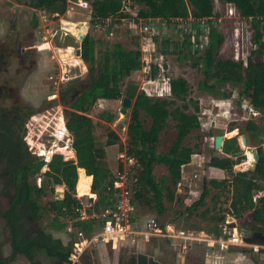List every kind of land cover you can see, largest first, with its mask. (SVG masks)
I'll list each match as a JSON object with an SVG mask.
<instances>
[{
	"label": "rangeland",
	"instance_id": "374dc122",
	"mask_svg": "<svg viewBox=\"0 0 264 264\" xmlns=\"http://www.w3.org/2000/svg\"><path fill=\"white\" fill-rule=\"evenodd\" d=\"M117 1L123 11L137 13L140 9L138 5H135L130 0ZM26 3H28V0H0V56H4L5 59L3 62L0 60V102L4 101L5 94L9 95V97L17 95L28 109L40 110L39 115H45L42 119L43 122H46L48 118L55 114L58 106L61 109L59 115L62 113L64 116L65 107L59 100V91L75 80H85L89 74L90 65L84 63L76 55V50L80 49L79 36L84 37L88 34L92 38V56L96 62H99L104 57V54H111L116 46L138 50L141 53V70L125 77L117 90H123L124 93L126 92L125 90L129 89L135 93L144 90L152 98L168 99L175 101L177 105L186 103L192 114L197 117L199 127L187 136L182 143L183 146L194 150L192 158L198 164L185 169L189 177V183L188 181V184L182 183L171 201L164 199L166 212L162 216H157L153 210L143 205L135 204L133 206L132 219L134 229H142L143 224L147 220L154 218L162 229H164L166 224H173L190 233L199 234L205 233L207 228L213 225L214 217L221 216L224 221L228 220L233 223V227L237 230L244 229L248 234L250 231L252 232V227L247 225L249 221L247 214L249 212L245 213L240 220L233 218L228 212L229 192L231 190H210V194L205 200V208L209 210L206 217L200 216L205 208H199L196 212L193 210L187 211V208L198 199L199 194L202 192L203 179L220 183L219 177H216L214 172L208 174V169L210 168L209 159L213 156H216V158L224 157L222 153L213 152L214 136L228 134L227 136L230 137L236 131L242 134L247 121L259 122L258 117L250 116V111L253 109L247 98L250 97V92L243 94L244 90L241 86L246 76L244 72H242V80L238 84H219L215 80L204 76L201 65L198 62L200 55H204L205 48L210 41V33L217 32L221 37V43L214 57L215 61L233 60L238 64H247L246 60L251 50L255 49V46L251 43L253 31L250 22L242 19L237 12H233V15L230 16L229 11L232 12L234 6L213 0L216 15L202 19L205 20L201 25L202 28H188L183 33H179V30L170 27L165 37L162 36L160 41L157 40L158 42L149 45L142 44L138 38L132 37L116 16L105 19L100 23H94V25L90 23L89 19L86 32L81 30V26L78 25L76 30L79 29V31L71 29V34L63 36L58 31L61 24L60 19L79 24L88 15L86 9H80L77 1L68 0L65 10L67 15L64 13V15L57 17L55 14L49 16L45 11H34ZM64 16L66 17L63 18ZM33 18L38 20V25L35 28L32 26ZM191 18V16H188L186 19L189 20ZM164 40H170L169 47L166 48L164 46ZM262 40L264 42V39ZM201 41L202 43H200ZM188 44L191 45L187 48ZM201 50H203V53ZM253 59L255 61V58ZM261 61H264V53ZM156 62L160 63L162 69L157 73V78L150 80L148 73L151 66L155 65ZM244 67H247V65ZM66 76L70 80L62 81V77L65 78ZM148 81H152L149 83L150 85L147 84ZM204 84L205 86H202ZM54 95L58 97L55 98L53 97ZM123 97V93L119 92L118 94L114 90V92L109 94V97L99 99L85 113L94 124L93 135L97 146L103 150L106 148L104 158L114 159L110 166V171L114 178L118 175V172H122V164L118 158L124 155V147L126 148V141L128 140L127 126L130 118V109L125 115L126 121L122 123L123 126L119 127L121 118H123L120 114ZM141 121L143 127L148 129L150 120L144 114L141 115ZM261 123L264 125L263 121ZM26 125L28 126L24 139L30 152L35 156H38L40 152H46L47 155V151H50L53 147V139L47 138L46 133L37 138L36 135L43 131L40 127L42 122L37 120L34 123L33 120L29 119ZM174 125L175 123L171 119L167 121L166 128L159 136L157 153H166L170 149L177 134ZM207 127H210L209 132H207ZM108 129L112 130L119 138L117 144L110 147L105 146ZM227 136H225L226 139ZM259 137L258 141L251 142L248 146L261 147L262 144L264 145V139L261 136ZM237 141H240L239 138H237ZM62 145V143H59L57 147L60 148ZM199 158H202L203 164ZM243 161L241 160L239 164L243 163ZM245 161L247 162L248 160ZM239 164L237 168L243 169V166L240 167ZM245 164L243 165L245 166ZM134 169L136 170L135 167L131 168V174L137 178L136 173L134 174ZM192 169L193 173L191 172ZM44 171H46L45 168L42 169L41 173ZM153 171L155 180L165 183L167 169L159 165L155 166ZM245 172V174L250 173V171ZM194 173L199 178L193 179L192 175ZM231 180L232 177L225 174V179L222 182L227 183H223L224 187L232 189ZM81 182L82 179H79L77 185ZM189 189L195 190L199 194H189ZM57 191L60 192L58 198H63L61 192L64 189L54 187L53 193L48 191L40 199V203L44 205L47 201L55 199ZM76 193L83 203L82 207L86 214H90L89 206L94 199L92 200L89 195L80 196L75 187L74 194ZM263 193L264 191H261V195ZM253 198V204L258 207L260 205L258 203L259 194L258 196L253 194ZM7 206V199L0 196V210H5ZM52 219L53 214L47 213L38 223V228L49 232L54 238H59L63 244H67L70 241L74 243L76 234L79 232L74 226L76 220L70 216L59 219V222L65 224L66 228L57 231L51 226ZM86 221H93L94 232H97L99 229L98 220ZM82 233L87 237L85 232ZM0 243L3 255L7 258L10 257L8 232L1 219ZM113 243L114 241L112 244L99 242L95 245H90L79 264H124L126 257L137 254H143L159 264H207L208 260L213 259L209 252L230 255L233 260L232 264H264V247L258 246H244L241 247V250H238L240 248L219 250L216 246L211 251L202 246L203 244H191L185 255H182L175 244H171V242L162 238L146 239L144 236L136 235L134 238L123 241L120 245H117L118 243L114 245ZM38 259L42 264H49L48 260L41 255ZM12 264H29V262L24 257L17 256L12 261Z\"/></svg>",
	"mask_w": 264,
	"mask_h": 264
},
{
	"label": "trees",
	"instance_id": "16d2710c",
	"mask_svg": "<svg viewBox=\"0 0 264 264\" xmlns=\"http://www.w3.org/2000/svg\"><path fill=\"white\" fill-rule=\"evenodd\" d=\"M67 1L28 0L26 5L34 11H45L49 16L55 14L59 17L64 15ZM83 1L91 5L90 23L93 25L115 17L120 10V3L117 0ZM130 1L140 7L137 12L140 18L161 19L168 23L169 20L176 18L186 19L191 16L194 19H203L216 15L213 0ZM217 1L234 6L240 17L250 22L253 31L251 43L255 49L251 50L247 58V67L233 60L215 61L214 57L219 49L221 37L217 32H211L204 55L201 56V54L198 60L201 70L206 78H211L219 84H238L244 72L246 74L243 79L245 84L242 81L241 86L244 90L243 94L250 92V97L247 98L253 109H263L264 61L261 60L264 53L262 40L264 39V0ZM37 25V18H33V28ZM170 27L175 29L174 25L170 24L167 27L168 30ZM163 44L166 48L169 47L170 40H164ZM190 45L188 44L187 48ZM80 49L81 60L90 65L89 74L85 80H75L58 93L59 100L65 107L63 112L66 120L65 126L72 138L71 147L75 154V161L65 160L62 155L54 154L49 162L45 163L43 159L33 155L24 140L26 122L31 116L39 114L40 110L28 109L17 95L9 97L5 94L4 101L0 102V196L8 201L7 208L0 210V219L4 222L8 232L10 245V257L7 258L3 255L0 243V264H12L17 256L24 257L29 264H42L38 259L40 255L47 259L49 264L67 262L72 252L73 242L63 244L59 238H54L49 232L38 228V223L47 213L53 214L51 226L54 230L65 229L66 225L60 223L59 219L70 216L76 220L74 226L77 231L85 232L87 237L96 233L93 229V221H80L79 213L75 210L77 200L74 198V193L79 183L77 168L84 169L86 174L83 170L79 171V179H82V182L77 186L78 194L80 196L90 195L92 177V199L96 202L94 195L96 194L101 211L113 208L111 189L115 178L101 162L103 154L93 135L94 124L85 113L99 99L109 97L114 90L118 94L123 93L124 97L131 101L127 126L128 140L124 152L127 157L133 158L137 163L135 172L139 185L138 191L133 195V206L143 205L153 210L157 216L165 214L164 199L168 201L173 199L180 185L181 167L190 163L194 154V150L182 144L183 140L199 127L197 117L192 114L186 103L177 105L175 101L168 99L148 97L142 91L135 93L129 89L124 93L123 90H117L125 77L141 70V53L138 50L116 46L111 54H104V57L96 62L92 56L93 40L88 34L80 40ZM201 51L203 53V50ZM196 53L198 54L197 50ZM0 60L5 61L4 56H0ZM157 68V64L151 66L148 73L149 79L157 77ZM142 114L150 120L148 129L142 125ZM169 119L175 123L176 138L168 152L157 153L159 136L166 128ZM118 141V136L108 129L105 146L116 145ZM237 151L234 138L224 142L223 152L225 154ZM67 154L73 155L72 152ZM239 161V159L234 161L221 160L216 156L211 157L209 167L220 169L224 174L231 176L230 183L233 188L224 187L223 183L227 182L205 181L198 199L188 207L189 209L187 208V211L196 212L199 208H205V200L211 189L231 190L228 212L238 220L249 212L247 225L254 230L253 226L261 222L264 217V200L256 207L252 199L256 191L263 189L255 180L256 176L264 177V160H260L256 169L249 174H234L232 167ZM45 165L47 169L41 173ZM158 165L167 169L165 183L156 181L153 175V169ZM37 176L40 178L39 186L36 184ZM58 186L64 187L62 200L52 199L44 205L41 204L40 199L48 191L53 193L54 187ZM208 213L209 210L205 208L200 216L206 217ZM213 220V225L207 228L205 233L215 238L226 237L221 229L224 223L223 217H214ZM124 261V264H159L143 254L130 255Z\"/></svg>",
	"mask_w": 264,
	"mask_h": 264
},
{
	"label": "built area",
	"instance_id": "2783aa9c",
	"mask_svg": "<svg viewBox=\"0 0 264 264\" xmlns=\"http://www.w3.org/2000/svg\"><path fill=\"white\" fill-rule=\"evenodd\" d=\"M77 5L80 9H86V11L89 12V15L79 24L69 21H62L58 30L60 33H62V35L71 34V29L76 30L78 25L82 27L83 31L86 32L88 30L87 27L89 24V19L91 20V5L90 3L81 0H77ZM233 12L236 13L237 10L234 8L232 12L229 11V15L232 16ZM116 18H118V21L126 27L127 32L132 37L138 38L142 44L149 45H153L154 43L160 41L162 36L165 37L168 31L167 27L170 24L174 25V27L179 30V33H183L188 28H202L201 25L205 21L202 19L194 20L191 18L188 20L176 18L169 20L168 23L167 21L161 19L140 18L137 13L123 11L122 8H120ZM158 23L160 25H158ZM156 64L158 66L159 73L162 67L159 62H156ZM244 65H246V63ZM69 80L70 78L68 76L65 78L62 77V81L66 82ZM151 82L152 81H148L147 84ZM142 92H144L146 96L151 97L144 90H142ZM53 97L57 98L58 96L54 95ZM60 110V106L56 107L55 114L48 118L46 122L42 121L45 115L41 116L37 114L30 118V120H33L34 123H36L37 120L42 122V126L40 127L43 129V131L40 132L39 135H36L37 138H40V136L46 133L45 135L47 138L53 139V147L50 151H47L48 154L46 155V152H40L38 155V157L43 159L45 163H48L51 156L54 154H60L65 160H68V155L64 151H67L69 148H71V138L65 126L66 121L64 120V116L62 113L59 115ZM27 126L28 125H26V129ZM59 143L63 144L60 148L57 147ZM118 160L122 164V172L117 173L118 175L115 177L112 184L111 196L114 202L113 208L100 211L97 201L95 202L94 200V202L89 206L90 214L87 215L86 211L82 207L83 203L80 201V197L77 195V193L74 194V198L77 200V208L75 210L79 213V219L81 221L98 220L99 230L91 237H86L82 231H79L76 234V241L73 243L72 252L68 257L67 262L64 264H79L86 249L90 247V245H95L99 242L104 244L112 243L113 241L117 242L130 237L133 238L136 235H141L146 238L154 237L168 240L171 243H175L181 254H185L186 250L191 244L199 242H203L212 248L217 246L219 250H228L229 248L249 246L245 243V239L248 238L251 233H246L244 229L237 230L235 227H233V223L229 222L228 220L224 221L223 225L221 226L222 233L223 235L226 234V237L220 236L217 238L206 233H190L184 229L174 226L173 224H166L164 229H162L154 218L147 220L143 224L142 229L135 230L132 222V199L133 195L138 191V179L135 178L133 174H131V168H136V161L133 158L127 157L125 154L121 156V158H118ZM45 166H43V168ZM135 173L136 172L134 169V174ZM196 177L197 176L194 175V178ZM36 184L38 186L40 185L39 177L36 179ZM98 211H100L99 214H97ZM85 241L86 244H84Z\"/></svg>",
	"mask_w": 264,
	"mask_h": 264
},
{
	"label": "flooded vegetation",
	"instance_id": "af4514ba",
	"mask_svg": "<svg viewBox=\"0 0 264 264\" xmlns=\"http://www.w3.org/2000/svg\"><path fill=\"white\" fill-rule=\"evenodd\" d=\"M250 116L258 117V121L259 122L258 123H253L250 120H249L250 122L247 121L246 124H245V128L243 129V133L242 134L239 133V132H237V131H236V133H233L234 135L232 134L230 137L227 136L228 134H226V135L221 134V135L224 136L223 145H224V142L226 140H230V139L233 138V136H235L234 139L236 140V145H237L238 151L237 152H231L229 154H225L223 152V146H222V150L219 153H222V155L224 157H218V158L221 159V160H226V159H228V160H234V161H237V159H239L240 161L241 160L242 161L244 160L243 163H240L239 164V162H240L239 161L238 163H236L232 167V170H233V173L234 174L246 173L245 171L253 172L256 169L257 164L259 163V161L260 160H264V145L263 144H262V146L260 145L261 147H249L248 146V144H250L251 142L258 141V139L260 138L259 136H261V138L264 139V125L261 123L262 121L264 122V108L263 109H257V110L256 109L255 110L252 109L250 111ZM209 128H207L208 129L207 132H209V130H210ZM225 136H227V139L225 138ZM240 136H244L245 137V140H246V143H247V146L246 147H243L241 145V141H239V142L237 141V138H239V140H240ZM253 149L256 150V153H257V155L259 157L258 158V162L256 163V167L254 169L251 168V162L253 161V159H252V155L249 153ZM234 154H238V155L237 156H232ZM245 160H248V161L246 162ZM238 164H239L240 167L243 166V169H238L237 168ZM243 164H245V166ZM245 167H247V168H245ZM256 177H257V179L255 180V182L260 187L263 188L261 191H264V177H259V176H256ZM224 179L220 180V182L224 181ZM261 191L260 192L259 191H256L254 193L255 195H257V193H258L259 196H260L259 201H258L259 204H261V202L264 200V193H263V195H261ZM253 227H254V230L252 232L250 231V233L259 232L262 235H264V217L261 220V222L257 223Z\"/></svg>",
	"mask_w": 264,
	"mask_h": 264
},
{
	"label": "crops",
	"instance_id": "0c3cea01",
	"mask_svg": "<svg viewBox=\"0 0 264 264\" xmlns=\"http://www.w3.org/2000/svg\"><path fill=\"white\" fill-rule=\"evenodd\" d=\"M65 15H67L66 13H65ZM88 15H89V12H88ZM87 15V16H88ZM86 16V17H87ZM66 16H64L63 18H65ZM86 19V18H85ZM84 19V20H85ZM83 20V21H84ZM60 21L62 22V21H67L66 19H64V20H62V19H60ZM87 29H88V27H87ZM81 30H82V27H81ZM76 31H79V29L78 30H76ZM78 35V34H77ZM63 36H66V35H63ZM80 52H81V49H80ZM78 57V56H77ZM78 58H80V57H78ZM66 121V120H65ZM69 133V132H68ZM69 135H70V133H69ZM70 138H71V135H70ZM71 144H72V138H71ZM114 146V145H113ZM106 147H110V146H106ZM102 149V148H101ZM66 154L67 153H69V152H72L73 153V155L72 156H69L68 154V157H67V159L68 160H72V161H75V154H74V151L72 150V147L71 148H69L67 151H64ZM104 152H106V148H105V150H103L102 149V154H103V158H102V164L103 165H105L109 170H111L110 169V166L112 165V162H113V160L114 159H112V158H104ZM125 154V153H124ZM192 157H193V155H192ZM191 157V161H190V163H188L187 165H184V166H182L181 167V180H180V185H179V187H181V184L182 183H187V181H188V183H189V177H188V174H187V172L185 171V169L187 168V167H192L193 165H198L197 164V162H195V160H194V158H192ZM200 159V162L203 164V160H202V158H199ZM199 162V163H200ZM159 166V165H158ZM161 166V165H160ZM45 169H47V167L45 166L44 167ZM80 170H83L84 171V169H82V168H77V180H79V171ZM154 170V169H153ZM111 172V171H110ZM154 172V171H153ZM192 173H193V169H192V171H191ZM215 173L216 174V177H219V179L220 180H222V179H224L225 178V174H224V172L223 171H221V170H219V169H217V168H213V167H210L209 169H208V174H212V173ZM112 173V172H111ZM192 173H190V174H192ZM84 174H85V171H84ZM86 175V174H85ZM194 175H196L197 177L196 178H194ZM91 177V176H90ZM192 177H193V179H197V178H199V176L197 175V174H193L192 175ZM200 177H202V176H200ZM215 177V178H216ZM187 178V179H186ZM203 182H202V185H203V183L205 182V180L203 179L202 180ZM91 182H92V177H91ZM76 183H78L77 181H76ZM187 183V184H188ZM91 184V183H90ZM78 186V185H77ZM77 186H76V190H77ZM179 187H177V189L179 190L180 188ZM58 188H63L64 189V187L63 186H58ZM176 189V190H177ZM188 192H189V194H192V195H198L199 194V192H198V194H197V192L195 191V190H191V189H189L188 190ZM92 195V194H91ZM91 195H89V196H91ZM200 195V194H199ZM95 197H96V195H95ZM199 197V196H198ZM92 199V198H91ZM93 200V199H92ZM96 201H98L97 200V197H96ZM94 202V200L92 201V203ZM136 230V229H135ZM98 231V230H97ZM130 238H132V237H130ZM130 238H127V239H130ZM134 238V237H133ZM151 238H154V237H151ZM127 239H125V240H121V242H119V241H115L113 244L115 245V243H118L117 245H120V244H122V242L123 241H126ZM146 239H148V238H146ZM163 239V238H162ZM165 240V239H164ZM166 241H168V240H166ZM169 242V241H168ZM105 244H109V243H105ZM110 244H112V243H110ZM171 244H175V243H171ZM193 244H196V245H202V246H204V247H206L208 250H213V249H215V247H210V246H208L207 244H205V243H203V242H199V243H193ZM215 252H212V253H210L209 252V254H211L210 256H212L213 257V261L212 260H208L206 263L207 264H232V262H233V260L231 259V256L230 255H226V254H222V253H215ZM182 255H185V254H182Z\"/></svg>",
	"mask_w": 264,
	"mask_h": 264
},
{
	"label": "water",
	"instance_id": "95a60500",
	"mask_svg": "<svg viewBox=\"0 0 264 264\" xmlns=\"http://www.w3.org/2000/svg\"><path fill=\"white\" fill-rule=\"evenodd\" d=\"M82 38H83V36H79V40H81ZM76 55L78 57L81 56L80 55V49L76 50ZM130 107H131V101L128 98L123 97L122 101H121V109H120V114L123 116V118H121V124H119V127H122L123 126L122 123H124L126 121L125 115L128 112V110L130 109ZM223 141H224L223 135L220 134V135L214 136V138H213V149L216 152H220L222 150ZM240 141H241V145L243 147L247 146V143H246L244 136H240ZM249 153L252 155V159H253V161L251 162V168L254 169L256 167V163L258 162L259 157L256 153V150H254V149L251 150ZM237 155L238 154H234L232 156H237ZM91 184H92V182H91ZM90 192H91V186H90ZM59 193L60 192H58V191L55 193V200L56 201L62 200V198H58ZM61 193L63 194L64 191H62ZM258 201H259V199H258ZM245 243L249 246H258V247L262 248V247H264V235H262L259 232H253L250 234V236L248 238L245 239ZM239 248L240 249H238V250H241V247H239Z\"/></svg>",
	"mask_w": 264,
	"mask_h": 264
},
{
	"label": "bare ground",
	"instance_id": "6f19581e",
	"mask_svg": "<svg viewBox=\"0 0 264 264\" xmlns=\"http://www.w3.org/2000/svg\"><path fill=\"white\" fill-rule=\"evenodd\" d=\"M90 183H91V180H90ZM92 193L90 192V195H91ZM84 244H86V241L84 242ZM256 247V246H255Z\"/></svg>",
	"mask_w": 264,
	"mask_h": 264
}]
</instances>
